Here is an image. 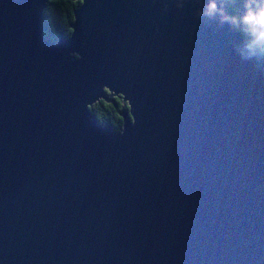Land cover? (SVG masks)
I'll return each instance as SVG.
<instances>
[{
  "label": "water",
  "instance_id": "1",
  "mask_svg": "<svg viewBox=\"0 0 264 264\" xmlns=\"http://www.w3.org/2000/svg\"><path fill=\"white\" fill-rule=\"evenodd\" d=\"M46 2L0 0V264H264V77L222 0H81L55 42Z\"/></svg>",
  "mask_w": 264,
  "mask_h": 264
},
{
  "label": "trees",
  "instance_id": "2",
  "mask_svg": "<svg viewBox=\"0 0 264 264\" xmlns=\"http://www.w3.org/2000/svg\"><path fill=\"white\" fill-rule=\"evenodd\" d=\"M222 1L228 16L233 19L235 24H240L241 30L239 31L242 34L241 36L245 38L247 44L260 50L264 60V44L254 43L255 38L250 34L249 26L242 23L241 18L245 15L246 11L238 10L236 0ZM80 2L81 0H47L41 10L40 18L42 34L47 41L55 42L60 37L66 38L70 36L72 28L68 25L74 21L72 13L79 6ZM257 8L250 9L255 12ZM105 93H107V90ZM121 100V94L112 96L109 102L99 98L87 106V109L96 119L97 123L109 125L112 129L117 130L121 126V118L116 111L120 108ZM126 104L127 102L122 101L121 106L127 108Z\"/></svg>",
  "mask_w": 264,
  "mask_h": 264
},
{
  "label": "clouds",
  "instance_id": "3",
  "mask_svg": "<svg viewBox=\"0 0 264 264\" xmlns=\"http://www.w3.org/2000/svg\"><path fill=\"white\" fill-rule=\"evenodd\" d=\"M215 7V4H210V9L214 10ZM241 20L249 26L250 34L255 38L254 43L264 44V4L260 5L255 12L249 8Z\"/></svg>",
  "mask_w": 264,
  "mask_h": 264
},
{
  "label": "rangeland",
  "instance_id": "4",
  "mask_svg": "<svg viewBox=\"0 0 264 264\" xmlns=\"http://www.w3.org/2000/svg\"><path fill=\"white\" fill-rule=\"evenodd\" d=\"M237 1V5H238V10L239 11H248V8L250 7V8H259V6L260 5H262V4H264V0H236ZM222 3H223V1H222ZM246 5H248V7L246 8ZM258 8L257 9H255L256 11L258 10ZM233 26H234V28H235V30L236 31H238L240 34H241V32L239 31V30H241V27H240V24H235V22L233 21ZM242 35V34H241ZM242 37V36H241ZM242 40H243V42L249 47V48H251V49H254V50H256L258 53H259V55H260V59H261V64H262V69H263V73H264V60H263V57H262V55H261V52H260V50L258 49V48H255V47H253V46H251V45H249V44H247L246 43V41H245V38H243L242 37ZM74 51V50H73ZM75 52V51H74ZM70 53V52H69ZM103 87V90H104V92H106V90H107V93H106V96H109V95H113V91H111V90H109L106 86H102ZM118 95H120L119 93H117ZM121 97L123 98V95L121 94ZM99 98H101V97H99ZM99 98H97V100L99 99ZM95 102V101H94ZM125 102H127V99H125ZM128 103V102H127ZM95 119V118H94ZM95 121H96V119H95ZM96 123H97V121H96ZM97 124H99V123H97Z\"/></svg>",
  "mask_w": 264,
  "mask_h": 264
},
{
  "label": "bare ground",
  "instance_id": "5",
  "mask_svg": "<svg viewBox=\"0 0 264 264\" xmlns=\"http://www.w3.org/2000/svg\"><path fill=\"white\" fill-rule=\"evenodd\" d=\"M230 24H231V26L233 27V29H234V31L236 32V34H237V32L238 31H236L235 30V28H234V26H233V24H232V22L230 21ZM239 33V32H238ZM238 37H239V39L241 40V42L243 43V45L246 47V48H249L244 42H243V40H242V37H241V34L239 33V35H238ZM259 54V53H258ZM259 58H260V55H259ZM260 63H261V59H260ZM261 68H262V64H261ZM262 72H263V69H262ZM263 77H264V73H263Z\"/></svg>",
  "mask_w": 264,
  "mask_h": 264
}]
</instances>
